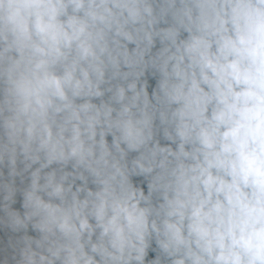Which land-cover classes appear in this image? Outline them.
<instances>
[{
    "label": "clouds",
    "instance_id": "9594fccd",
    "mask_svg": "<svg viewBox=\"0 0 264 264\" xmlns=\"http://www.w3.org/2000/svg\"><path fill=\"white\" fill-rule=\"evenodd\" d=\"M0 264H264V0H0Z\"/></svg>",
    "mask_w": 264,
    "mask_h": 264
}]
</instances>
